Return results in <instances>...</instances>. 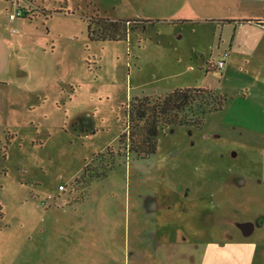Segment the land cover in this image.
I'll return each mask as SVG.
<instances>
[{"label": "rangeland", "instance_id": "1", "mask_svg": "<svg viewBox=\"0 0 264 264\" xmlns=\"http://www.w3.org/2000/svg\"><path fill=\"white\" fill-rule=\"evenodd\" d=\"M205 2L219 8L212 11L216 22L149 24L128 41L92 42L87 22L97 9L111 20L163 12L144 0L137 11H114L110 0H10L11 8L0 11V26L6 20L8 34L17 37L8 81L0 80V227L19 230L29 216L61 215L55 209L71 199V183L95 155L113 147L115 157L100 158L90 170L122 166L91 183L86 206L71 200L70 214L94 215L92 208L111 206L122 211L128 182L130 264H140L137 250L146 253L142 261L153 260V233L161 264H264V120L254 122L250 107L239 109L254 97L264 99V11L250 9L264 3ZM19 9L24 16L12 22ZM60 10L75 14L52 13ZM233 20L244 23H219ZM229 46L221 73L215 65ZM178 88L208 89L229 103L207 114L202 129L175 127L159 137L154 156L124 166V153L117 152L125 106ZM168 178L177 191H160L154 224L145 205L156 189L169 186ZM86 188L83 194L74 189L75 199ZM136 210L144 221L137 223Z\"/></svg>", "mask_w": 264, "mask_h": 264}, {"label": "crops", "instance_id": "2", "mask_svg": "<svg viewBox=\"0 0 264 264\" xmlns=\"http://www.w3.org/2000/svg\"><path fill=\"white\" fill-rule=\"evenodd\" d=\"M3 1V4L0 3V11H4L7 7L11 8L9 4L10 0ZM144 1L146 3H152L148 5L152 8V11L163 12L164 16L161 15V13H156L149 17H144L143 15V17H140L141 20L159 21L152 25L168 22L172 24H192L218 19L217 16L212 14V11L219 8L216 5H209L205 0H187L184 4L178 3V5L174 6L170 5V0ZM254 1L257 3H264V0ZM138 2L139 0H110V6H112L114 11H137ZM250 9L264 11V6L258 7V5L252 4ZM235 10L236 9H234V11ZM166 11L168 13L167 15L165 14ZM116 19L138 20L136 18L123 19L119 17H116ZM12 22H14V20ZM254 22L258 24L257 26L262 27L263 25V20ZM6 23L7 21L3 20V25L0 26V80L5 82H7L9 78V70L7 68L9 64V55L11 53L10 49L14 43H17V37L13 35L12 38L8 34L7 31L9 28L5 26ZM231 23L242 25L244 22L233 20ZM228 48L229 49H226L225 53L228 52L229 57L225 58L223 55L222 58V60L225 61V67L227 60L231 58L230 56L233 52V46H229ZM233 55H235V53H233ZM215 68L217 69V65H215ZM223 70L218 71L223 73ZM4 84L6 85V83ZM249 98L244 95L242 101L247 102ZM250 104L252 105L240 106L239 109H241V112H245L246 108L250 107L254 122L258 119L264 120V99L254 97L251 99ZM188 130L192 131L190 128H188ZM125 170L127 172L126 175H128L129 169ZM110 175L105 179H108ZM116 175H118V172ZM172 179L173 178H168L165 182L169 186L156 189L154 196H151V200L145 205L150 213H154V224H156V216L159 212L157 196L161 190L176 189L177 185H174L175 180ZM245 183L246 180H242L241 185ZM128 185V182H126V193H124V200L121 205L122 211H119V209L112 210L111 206L102 207L100 209L92 208V210L96 209L94 215H72L70 214V212H72L71 200H73L74 204L84 207L91 199L90 193H88L84 200L77 199L78 202L76 200L74 201V189L72 190L69 187L71 199L64 203L63 206H57V209H55L62 213L61 215H46L42 218L29 216L24 219L25 221L22 222L19 230L12 231L11 228H4L5 226L2 225L0 227V264H52V262L56 264H95L97 262L101 264H130L131 208L129 207ZM90 188L88 190L89 192L91 190ZM93 207H95V204ZM134 214H136L137 223L142 222V220L144 221V217L139 210H136ZM3 220H1L0 223ZM27 225L28 229L26 228ZM155 231L157 232L156 228ZM142 233L143 238L141 239L144 240V236L147 235V233L145 231ZM165 233L167 235V232ZM156 237H158L157 233H153L148 237L151 240L153 239V250H151L153 260L148 262L150 264L162 263V259L158 258V243L154 241L157 239ZM145 254L146 253L137 250L134 253V255L137 256L136 262L147 264L145 260L142 261L140 258L144 257Z\"/></svg>", "mask_w": 264, "mask_h": 264}, {"label": "trees", "instance_id": "3", "mask_svg": "<svg viewBox=\"0 0 264 264\" xmlns=\"http://www.w3.org/2000/svg\"><path fill=\"white\" fill-rule=\"evenodd\" d=\"M100 10H95V15L88 23V36L93 41L100 42H121L128 41L130 34L143 26L159 21L144 20H111L100 15ZM52 13L70 14L65 11H54ZM216 22V21H209ZM222 24L231 21H219ZM228 102L227 96L216 95L211 90L203 88L176 89L170 93L156 96H143L135 98L125 106V130L119 137L118 155L123 152L125 157L124 166L129 161L147 160L158 151L159 137L166 134L175 127H187L193 130H200L205 123V117L209 113L222 111ZM115 157L113 147H108L104 152L97 154L87 163L83 173L70 185V189H79L81 194H86L79 200H84L88 195L91 183L101 181L110 174L117 171L113 163L99 167V172L90 170L93 162L100 161V158ZM81 186V189H80ZM77 199H74V201ZM78 202V201H77ZM4 218L3 207L0 204V221Z\"/></svg>", "mask_w": 264, "mask_h": 264}, {"label": "built area", "instance_id": "4", "mask_svg": "<svg viewBox=\"0 0 264 264\" xmlns=\"http://www.w3.org/2000/svg\"><path fill=\"white\" fill-rule=\"evenodd\" d=\"M22 16H24V12H23L22 9H19V10L17 11V16H15L14 14H12V15L10 16V20H15L17 17H22ZM224 57H225V58L229 57V53H228V52L224 53ZM224 68H225V61H224V60L219 61L218 64H217V69H218V70H223ZM60 190H61L62 192H65V191L67 190V187H65V186H60Z\"/></svg>", "mask_w": 264, "mask_h": 264}]
</instances>
